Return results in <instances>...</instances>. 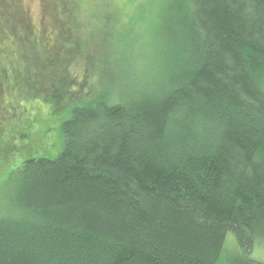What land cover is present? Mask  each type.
<instances>
[{
	"label": "trees",
	"instance_id": "trees-1",
	"mask_svg": "<svg viewBox=\"0 0 264 264\" xmlns=\"http://www.w3.org/2000/svg\"><path fill=\"white\" fill-rule=\"evenodd\" d=\"M158 14L149 84L83 90L55 156L6 175L0 264H264V0H161ZM2 71L0 91L17 82Z\"/></svg>",
	"mask_w": 264,
	"mask_h": 264
},
{
	"label": "rangeland",
	"instance_id": "rangeland-1",
	"mask_svg": "<svg viewBox=\"0 0 264 264\" xmlns=\"http://www.w3.org/2000/svg\"><path fill=\"white\" fill-rule=\"evenodd\" d=\"M160 5L161 0H0V74L4 68L6 80L17 81L0 91V206L12 169L26 158L55 156L59 124L83 90H96L105 79L116 84L112 93L126 89L130 95L149 84L148 75L160 64ZM43 46L53 52L50 68ZM25 65L32 73L21 78ZM68 77L73 99L56 103V82ZM232 237L228 232L229 245ZM261 242L254 255L264 262Z\"/></svg>",
	"mask_w": 264,
	"mask_h": 264
}]
</instances>
